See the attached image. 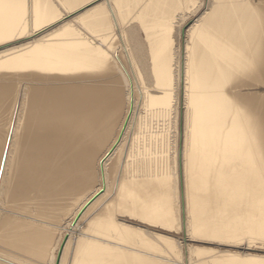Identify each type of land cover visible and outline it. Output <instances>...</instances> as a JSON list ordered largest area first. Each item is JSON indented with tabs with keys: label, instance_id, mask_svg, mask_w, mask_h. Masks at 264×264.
Instances as JSON below:
<instances>
[{
	"label": "bare ground",
	"instance_id": "6f19581e",
	"mask_svg": "<svg viewBox=\"0 0 264 264\" xmlns=\"http://www.w3.org/2000/svg\"><path fill=\"white\" fill-rule=\"evenodd\" d=\"M202 1L0 0V264H264V0Z\"/></svg>",
	"mask_w": 264,
	"mask_h": 264
},
{
	"label": "rangeland",
	"instance_id": "374dc122",
	"mask_svg": "<svg viewBox=\"0 0 264 264\" xmlns=\"http://www.w3.org/2000/svg\"><path fill=\"white\" fill-rule=\"evenodd\" d=\"M203 2V4L197 9V10H203L204 9V3L206 2V0H203L202 1ZM195 5H196V3H195ZM194 5V6H195ZM193 6V8H191V9H189V10H193L194 8H196V6L194 7ZM83 8H81V9H79V10H82ZM172 10V9H171ZM23 83V82H22ZM16 85V89L15 88H13V89H11V91H10V93H9V97L7 96L8 95V93L6 94V95H4V97H3V99H2V102H1V104H0V108H1V110H0V139L1 138H3L4 136H3V134H4V132H5V129H6V125H7V123H8V119H9V116L11 115V112H12V109H13V104H17V102H18V100H19V85H18V83H15ZM26 84V83H25ZM31 84L30 83H28V86H30ZM14 86V87H15ZM12 91H13V93H12ZM18 91V92H17ZM12 94H15V95H12ZM17 95H18V97H17ZM12 96V97H11ZM30 96H31V93L30 92H28V97H27V101H26V106H25V108H28L29 106H30V103H31V101H30ZM16 97V98H15ZM7 98H9V99H7ZM12 98V99H11ZM5 99V100H4ZM7 99V100H6ZM11 99V100H10ZM7 101V102H6ZM9 101V102H8ZM16 101V102H15ZM3 102H5L4 104H3ZM13 103V104H12ZM13 106V107H12ZM10 111V112H9ZM6 112V113H5ZM3 114V115H2ZM124 114V113H123ZM2 116V117H1ZM6 117V118H5ZM121 118H123V115H122V117ZM120 118V120L117 122L118 124L115 126V128H114V131H113V136L112 137H115V135H116V133H117V131H118V128H119V125H120V122L122 121V119ZM128 118V117H127ZM2 120V121H1ZM127 120V119H126ZM3 121H4V123H3ZM126 124V123H125ZM118 126V127H117ZM125 126V125H124ZM116 132V133H115ZM111 137V139L108 141V143H106V145H105V147H103L101 150H100V152H99V155H98V157L100 156V155H102V153L101 152H105L106 151V149L109 147V145L112 143V140L114 139V138H112ZM2 140V142H3V139H1ZM108 144V145H107ZM101 153V154H100ZM12 154H13V156H14V158H15V154L14 153H11L10 155H11V157H12ZM10 157V159H12V161L13 160H15L13 157L11 158ZM169 162V161H168ZM170 163V162H169ZM168 163V166L170 165ZM175 163H176V165H175V167H174V171L175 172H177V177H178V164H177V159H176V161H175ZM109 164H112V162L110 161L109 162ZM9 165L11 166L10 168H12L13 167V162H11V160H10V162H9ZM171 165H172V163H171ZM113 173V172H112ZM112 173H110V182H111V180H112V176H113V174ZM97 175H98V172H97V168H96V176L94 177V182H93V184L90 186V187H88L85 191H84V193L86 194L87 192L89 193V192H91L93 189H95V188H97V187H100V185H101V187H100V190L98 191V193L88 202V204L85 206V208H87L88 206H89V204H91V202H93L95 199H97L99 196H101V195H103L104 193H106V187H104V185H103V179L101 178L100 179V182H99V176L97 177ZM98 179V180H97ZM97 181H98V183H99V185H98V183H97ZM97 184V185H96ZM91 189V190H90ZM87 193V194H88ZM73 200H71L70 202H72ZM56 205V206H55ZM55 205H53L52 207L53 208H55V210L57 211V208L59 209V204L58 203H56ZM75 205V204H74ZM74 205H71L70 206V208L71 209H73V207H74ZM84 208V209H85ZM83 209V210H84ZM12 211H17L18 213H16L18 216L21 214H23V213H25V211L21 208V207H19V208H15V209H13ZM81 215H82V212L76 217V219H75V223L73 224V225H71V228L73 229L74 228V225L76 224V222H77V220L81 217ZM182 216V215H181ZM183 220V218L181 217V221ZM67 239V238H66ZM66 239H64V241H63V243H65V241H66ZM62 243V244H63ZM185 244V243H184ZM189 244V245H188ZM210 246H209V245ZM186 245V246H185ZM184 245V248H185V250H183L184 248L182 247V256H188V254L190 253L189 252V246L190 245H194V246H197V247H211L212 245V247H214V248H218V246H219V248L221 249V247H222V249L223 248H226L227 250L229 249H231L232 251H236V249L238 250V251H241L240 250V248H238V247H233V246H228V245H226V244H216V243H207V242H202V241H191V243H190V241H187L186 242V244ZM187 245H188V249H187ZM201 245H203V246H201ZM223 245V246H222ZM230 247V248H229ZM186 249H187V251L189 252H186ZM221 249V250H222ZM226 249H223V251L224 250H226ZM250 251V250H249ZM61 251L59 250L58 251V261H57V264H59V262H60V258H61ZM188 253V254H187ZM185 256H184V258H185ZM42 264H46V263H42Z\"/></svg>",
	"mask_w": 264,
	"mask_h": 264
},
{
	"label": "water",
	"instance_id": "95a60500",
	"mask_svg": "<svg viewBox=\"0 0 264 264\" xmlns=\"http://www.w3.org/2000/svg\"><path fill=\"white\" fill-rule=\"evenodd\" d=\"M124 125H125V122H124ZM123 128H124V126H123ZM121 134H122V132L119 133V135H118V137H117V139H116L115 144L110 148V150H108V151L105 153V156L108 155V154H110V153L112 152V150L115 148L116 144L118 143V141H119V139H120V137H121Z\"/></svg>",
	"mask_w": 264,
	"mask_h": 264
}]
</instances>
